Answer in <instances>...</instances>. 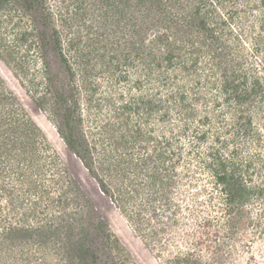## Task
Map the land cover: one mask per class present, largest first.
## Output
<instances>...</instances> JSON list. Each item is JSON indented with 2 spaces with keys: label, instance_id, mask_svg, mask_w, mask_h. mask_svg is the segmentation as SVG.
<instances>
[{
  "label": "trees",
  "instance_id": "obj_1",
  "mask_svg": "<svg viewBox=\"0 0 264 264\" xmlns=\"http://www.w3.org/2000/svg\"><path fill=\"white\" fill-rule=\"evenodd\" d=\"M73 1L75 14L81 11V16L59 17L58 26L47 0H0V60L40 113L46 116L63 145L113 203L118 204L120 198L125 197L121 196L123 191L118 184L126 178L129 199L139 193L134 177L141 171L147 172L145 169L153 160L152 154L139 159L131 156L137 143H145L152 137L151 131L147 134L142 129L146 126L144 123L132 122L131 114L141 113L149 119L158 111L160 117L170 112L168 105H162L161 98H146L140 91L143 80L167 85L178 77L177 72L171 74L174 65H181L183 70L194 69L201 62L200 51H203L208 52L216 64L210 75L220 78L219 82H213L219 86L218 90L214 89L215 95L238 105L252 97L264 98V75L244 73L241 77L234 68L237 63L229 66L225 58L228 48L225 34L234 35L230 20L220 12L227 0ZM88 3L92 7L89 4L87 14L94 8L95 16L91 13L85 18ZM227 13L230 19L237 16L236 12ZM74 26L76 33L72 34ZM131 73L135 75L132 89L139 92L136 97L131 96L134 99L125 100L118 84L126 81ZM247 80H250L248 87ZM180 87L179 90L169 88L179 112L191 108V104L185 102L186 92ZM105 88L111 89L110 92L106 94ZM192 93L194 98H201L203 91L196 89ZM104 106L109 107V117L98 119L95 114ZM191 110L193 113L195 108ZM237 118L246 117L240 114ZM90 123L97 130L89 127ZM238 124L245 126L247 121ZM43 131V127L28 115L17 93L7 87L0 73V212L3 209L1 200L5 198L6 205L14 204L19 197L17 191L37 196L32 200L30 212L38 215L36 223H29L24 211V217L17 224L0 225V253L15 241H27L46 249L67 237L65 242L58 244V249L63 247L61 254L65 260L62 264H130L128 258L107 257V252L98 250L99 245L94 250L87 244L90 228L97 230L96 236L101 235L105 222L99 215L84 217L83 214L91 210L89 200H83L85 195L75 181L70 180L69 185L64 178L65 171L60 174L55 155L49 158L41 153L42 145L46 144ZM205 133L199 137H205ZM98 134L102 135L101 140L98 138L99 150L95 140ZM222 143L226 145L227 142L223 140ZM144 150L148 153L146 144ZM158 156H162L161 152ZM221 157L215 154L212 158L217 161V169L212 168L213 162L209 165L214 178L228 203H242L247 188L236 177L238 169L229 170ZM162 165L163 162L155 163L147 176L153 185L149 189L151 194L160 190L161 199L167 200L165 193L169 182ZM52 170L57 173L52 177L54 183L61 182L56 199L51 196L52 188L43 181V176ZM45 197L50 200L46 207H59V214L39 216L37 203ZM108 234L105 232L101 237L109 239Z\"/></svg>",
  "mask_w": 264,
  "mask_h": 264
},
{
  "label": "rangeland",
  "instance_id": "obj_2",
  "mask_svg": "<svg viewBox=\"0 0 264 264\" xmlns=\"http://www.w3.org/2000/svg\"><path fill=\"white\" fill-rule=\"evenodd\" d=\"M47 1L57 18L58 26L59 17L74 19V16H81V11L75 14L73 0ZM263 2L264 0H227L220 9L230 20L234 30L233 36L225 34L228 46L225 58L229 66L233 62L237 63L234 68L241 77L244 73L264 75ZM89 4L91 5L88 3L85 7V18L91 13L95 16L94 8L87 14ZM170 11L173 12V9ZM227 12H236L237 16L230 19ZM75 28L71 29L72 34L76 33ZM152 35L153 33L150 34ZM200 53L201 62L194 69L183 70L181 65H174L171 74L177 72L178 77L171 79L167 85L142 81L140 91L146 98H161L162 105H168L166 107L170 110L169 114L160 117L161 113L158 111L149 119L141 113L131 114L132 122L144 123V132L150 134L151 131L152 134L145 143H137L131 156L139 159L152 154V163L145 169L147 172H152L155 163H164L161 167L165 168L167 183L169 182L165 193L167 200L161 199L160 190L157 194H151L149 189L153 185L147 172L141 171L134 177L139 193H134V196L132 194V199H129L127 193L130 189L128 178L118 184L121 192L123 191L121 196H125L120 198L118 204L99 190L92 176L63 145L46 116L40 113L0 60V73L7 87L17 93L28 115L44 129L46 144L40 147L41 153H46L49 158L55 155L58 158L55 163L61 169L60 174L65 171L67 176L64 178L69 185L70 180L75 181L85 195L83 200H89L91 210L90 213H84V217L88 219L99 215L105 222L104 229L100 230L101 235L96 236L97 230L90 228L87 244L93 249L99 245L98 250L107 252V257L128 258L130 264H264V98L252 97L243 105H238L215 95L219 86L213 82H219L220 78L210 75V72L216 64L209 58L208 52ZM134 77L131 73L126 81L118 84L119 91L124 92L125 100L134 99L131 96L136 97L139 92L132 89ZM249 83L250 80H247V87ZM179 86L187 94L185 102L191 104L192 109L195 108L193 113L191 108L181 109L180 112L176 110L175 98L172 99L169 95V88L179 90ZM196 89L203 91L201 98H194L192 92ZM104 90L107 94L111 89ZM156 92L162 96L155 94ZM108 109L109 107L104 106L95 115L98 119L108 118ZM240 114L246 118L238 119ZM239 121H247V125L241 126ZM248 121H251L250 124ZM91 123L88 126L94 129ZM204 132L205 137L200 138L199 135ZM216 137L220 140L217 141ZM98 138L101 140L102 135L95 136L97 150L100 147ZM223 140H226V145L222 143ZM145 144L148 146V153L144 150ZM159 152L162 155L160 158ZM215 154L222 156L229 170L233 167L238 169L236 177L247 188L242 203H228L225 193L216 182L211 166L209 167L211 162L214 163L212 168L219 167L217 161H212ZM125 161L127 162L126 159ZM54 170L47 172L43 181L49 189L52 188L51 196L56 199L61 182L59 180L55 184L52 180L57 175ZM161 172L163 174V170ZM110 186L114 187L111 183ZM162 192L163 195L165 190ZM15 193L19 197L14 204L6 205V199L1 200L3 209L0 212V225L17 224L24 217V211L27 212L25 220L36 223L38 215L31 214L30 209L33 206L32 200L37 199V196L25 192ZM38 201L36 210L40 211V217L45 213L59 214V207H46L50 204L48 198H40ZM105 232H109V239L102 238ZM66 240L67 237L60 241L63 243ZM61 242L44 249L32 246L27 241H15L0 253V264H62L65 260L61 254L63 247L58 249Z\"/></svg>",
  "mask_w": 264,
  "mask_h": 264
}]
</instances>
